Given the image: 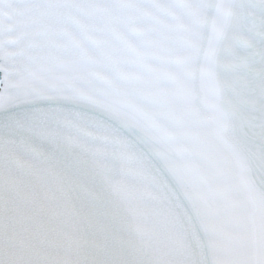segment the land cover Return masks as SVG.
Listing matches in <instances>:
<instances>
[{
  "label": "snow or ice",
  "instance_id": "6c2138e0",
  "mask_svg": "<svg viewBox=\"0 0 264 264\" xmlns=\"http://www.w3.org/2000/svg\"><path fill=\"white\" fill-rule=\"evenodd\" d=\"M0 264H264V0H0Z\"/></svg>",
  "mask_w": 264,
  "mask_h": 264
}]
</instances>
